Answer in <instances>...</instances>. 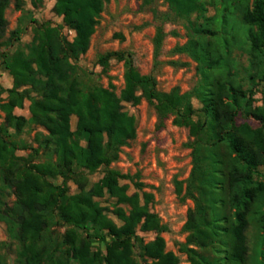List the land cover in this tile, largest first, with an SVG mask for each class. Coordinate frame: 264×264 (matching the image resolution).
I'll return each mask as SVG.
<instances>
[{"label": "trees", "instance_id": "1", "mask_svg": "<svg viewBox=\"0 0 264 264\" xmlns=\"http://www.w3.org/2000/svg\"><path fill=\"white\" fill-rule=\"evenodd\" d=\"M108 1L57 0L55 9L75 30L74 39L64 36L60 26L41 23L34 28L28 52L17 50L4 58L14 86L7 89L9 100L0 103L7 114L0 124V219L22 245L17 264H137L131 249L136 244L144 261L141 264H180V257L166 250L165 239L159 234L168 227L151 211L152 195L146 193L142 202L138 192L129 193L118 171L108 170L90 189L77 193H69L66 184L51 180L75 173L76 166L95 171L118 160L122 147L136 136V119L124 109V102L138 104L143 98L155 103L161 123L173 116V123L189 127L193 136L189 143L193 157L190 175L175 180L178 194L194 201L184 224L187 240L181 243L190 264H248L247 231L251 225L258 229L264 264V97L262 104H255V87L264 80V0H253L252 6L249 0H222L223 30L200 24L196 27L198 37L172 50L189 54L198 62L201 79L192 91L181 92L178 87L160 90L154 74L140 72L132 52L102 55L99 60L105 68L113 54L125 61V87L120 95L113 88L84 83L76 65L88 50ZM166 1L181 16L207 11L204 0ZM9 2L0 0V37ZM16 5L20 7L21 0H16ZM235 11L248 25V76L252 83L247 89L232 77L214 75L224 63L229 64L230 42L235 35L234 28L226 31V25ZM163 29L159 25L155 36L156 66L162 63ZM222 32L227 35H221L222 43L215 45L210 38ZM168 63L187 64L174 59ZM27 97L31 101L30 119L14 113ZM193 97L201 102L200 108L192 104ZM72 115L77 116L75 130L71 128ZM29 122L49 131L40 147L15 139ZM42 147L47 150L45 161L34 162L16 154L19 149L31 148V154L39 155ZM10 190L17 195L12 206L6 201ZM106 193L117 203L132 206L129 213L120 206L113 211L121 225L96 199ZM61 223L69 228L59 239L51 229ZM138 227L158 235L146 243L138 235ZM107 235L113 240L106 252L94 250L91 239ZM0 264L8 263L0 258Z\"/></svg>", "mask_w": 264, "mask_h": 264}, {"label": "rangeland", "instance_id": "2", "mask_svg": "<svg viewBox=\"0 0 264 264\" xmlns=\"http://www.w3.org/2000/svg\"><path fill=\"white\" fill-rule=\"evenodd\" d=\"M206 1L207 11L204 14L193 12L189 17L181 16L170 7L166 0H109L105 3L98 17V23L91 36L88 50L81 54L76 61L78 73L81 79L88 85H101L113 88L118 95L125 87V61L119 59L116 54L109 58L108 67L100 62V57L106 53L132 52L135 65L141 73L155 75L158 88L162 91H171L178 87L181 92L192 91L199 83L201 74L198 62L186 53H176L172 50L177 45L186 43L191 37H198L196 31L198 25L203 24L211 29L223 30L222 0ZM229 2V0H225ZM57 0H21V6L16 5V0H10L4 9L3 17L6 20L5 30L0 37V103L9 100L7 89L14 86V76L4 64L5 56H10L17 50L29 51V44L34 36V28L41 23L52 26H60L62 33L70 41L75 37V30L66 24L64 16L56 9ZM252 6L253 0H249ZM226 31L234 28V39L230 42L229 64L224 63L214 71V75L223 78H234L237 83L243 84L247 89L251 86L249 79L250 45L247 40V29L240 12L229 15ZM163 26L166 36L160 55L161 64L155 65V36L158 26ZM20 30L19 33H14ZM220 33L217 37H211L215 45L223 41ZM231 34L228 37L231 38ZM179 60L187 63L184 66H173L169 60ZM230 72L232 73L230 75ZM23 89V88H22ZM255 104L263 103L264 80L259 81L255 87ZM31 92V95H35ZM194 106L201 107V102L193 97ZM31 101L27 97L23 106H16L14 113L31 117ZM124 109L136 119V136L122 147L118 160L109 165H102L95 171L76 166V172L69 176H57L51 178L54 184H66L69 193H77L82 189H90L98 182L108 170L118 171L122 177L120 182L128 185V192H138L142 202L145 194L152 195L149 203L151 211L156 213L161 222L167 225V230L159 234L165 239L166 250L174 252L181 259L180 264H190L189 255L182 250L181 243L186 242L188 232L184 230V224L188 219L189 210L194 208V201L190 198H182L178 194L175 180H185L190 175L193 167L192 147L189 145L193 136L187 126H179L173 123V116L161 123L155 103L143 98L140 103L124 102ZM6 111L0 106V124L6 120ZM257 124V121L250 119ZM77 116H71V128L76 129ZM13 131V129H11ZM49 131L41 124L29 122L23 131L15 136L18 141H24L29 146L40 147L42 137ZM32 149H19L16 154L30 158L34 162L45 161L48 157L45 148L40 149L39 155H34ZM53 159H56L54 154ZM0 184H2L0 178ZM185 187V184H184ZM17 199L14 190L6 195L7 204L12 206ZM106 207V213L121 225L122 222L115 214V208L123 207L127 213L132 206L129 203H117L116 198L107 193L102 197H96ZM69 226L61 223L52 227L54 237L62 239ZM138 235L149 242L158 235L155 231L144 232L138 227ZM86 235V231L82 232ZM249 254L248 264H263L261 242L258 237V229L251 225L247 231ZM113 237L92 238L91 245L94 250L100 248L106 252L107 245ZM136 244V243H135ZM19 240L12 236L8 224L0 219V258L8 264H17ZM133 249V257L137 264L144 263L138 254L137 244Z\"/></svg>", "mask_w": 264, "mask_h": 264}]
</instances>
